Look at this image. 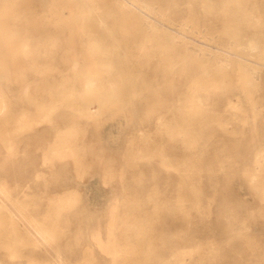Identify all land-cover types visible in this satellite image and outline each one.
<instances>
[{
    "label": "rangeland",
    "instance_id": "obj_1",
    "mask_svg": "<svg viewBox=\"0 0 264 264\" xmlns=\"http://www.w3.org/2000/svg\"><path fill=\"white\" fill-rule=\"evenodd\" d=\"M93 1L0 0V264H111V224H148L156 207L155 248L193 250L160 258L263 264L264 194L251 178L264 161V43L222 20L241 0H107L117 32L90 33ZM242 4L264 20V0ZM201 120L230 132L213 138ZM181 172L200 196L171 232Z\"/></svg>",
    "mask_w": 264,
    "mask_h": 264
},
{
    "label": "bare ground",
    "instance_id": "obj_2",
    "mask_svg": "<svg viewBox=\"0 0 264 264\" xmlns=\"http://www.w3.org/2000/svg\"><path fill=\"white\" fill-rule=\"evenodd\" d=\"M249 1L250 0H241L240 3H238V4H236V3L229 4L227 6V8L225 9V11L223 12L222 20H223V22H225L227 31L228 30L230 31V29L233 28V30L237 32V36H240L239 34H241V32H243L246 29H251L252 31L258 32V36H257L258 41L257 42H259V44H261V43H264V32H262L260 30L262 27H264V20H261L260 18H255V20L254 19L251 20L249 18V15H248L249 12H248L247 8H245V6H244L245 4L244 5L242 4V3H246V2L248 3ZM109 7H110L109 2L107 0H94L92 3L86 5L87 9L85 10V14H86L87 18H86V21L84 23V26H86L87 31H89L90 33H103V32H107L108 30H113V31L117 32L116 25L112 24V22H110L111 18L115 17L116 14L113 13ZM58 12H60V11H58ZM190 14H191L190 20L192 22L195 21V13L193 12L192 8H190ZM94 42H95L94 44L97 47H104L107 45L111 46V43H109V41L107 39H100V40H96ZM49 52L50 51H48V53ZM125 72L127 73V71H125ZM129 72H130V70H129ZM118 74L120 75V77ZM125 76H126V74H125ZM121 77H123V73L114 70V72L110 78L111 81H110V79L107 80L108 81V83H107L108 87L113 89L114 88L113 84L120 82ZM123 87L127 88V83H124ZM114 90H115V88H114ZM101 94L102 93H100V95ZM177 100L179 101L178 98H177ZM34 107H35V105H34ZM158 118H159V116H158ZM180 124L181 123H179V125ZM198 124L199 125H206L207 127H209L211 130L210 131L211 136L213 138H216L218 135L223 136L225 134H228V132H230V130L228 128H225L224 125L216 124V123L214 124L213 121L206 122L204 120H201L198 122ZM195 127H197V126H195ZM202 133L203 132L201 130H197V128H196L191 132L190 135L187 134V136H185V140L189 141V145L188 144L185 145V150L190 149V147H192V144H193V146H196L197 140ZM215 149H218V148H215ZM175 158H176L177 162L181 165L189 163V160L187 157H184V156L177 157L176 156ZM227 158H229L228 155H227ZM193 159H194L193 165L195 168L194 172H195V174L200 173L201 169H203V167L201 165V161L203 159V156L201 154L200 155L197 154V155H195V157ZM257 164H258V168H259V170L255 174V175H257V177H253V178H251V180L257 184L258 187L256 189H258L259 191H262L264 194V161L263 162L258 161ZM186 176H189V174L187 172H186V174L181 172L179 174V176L176 178V180L179 182L180 188L182 186V189H180V191L177 195L178 196L177 201L175 203L176 209H177L176 210V217L172 218V221L169 222L170 227H171V232H172V227H174L177 220H179L182 223H184V222L190 223V221H191V212H190L191 204L194 203V201H196L197 198L200 196V193H198V187H195L194 190H193V188L192 189L189 188V186H188L189 183H187V177ZM169 199H171L170 196L168 199L164 198V201H168ZM260 200H262V199H260ZM164 210H165L164 207L162 209H159L158 207H156L150 213V215H151L150 223H148V224L141 225L137 222L127 221L126 224L124 225L123 229H122L123 232L119 233V234L116 232L114 233L116 226L113 225L114 219H112L113 223L110 226V230H111V234L113 235L114 240L111 242V247H113L112 250L108 251V252L112 253V257H113V261L111 264H173L172 261H168V260H165L164 258H160V257H189V256H191V254L193 253V250L190 251L188 249H182V248H178L177 250L172 249V251L170 252L171 256H167L165 251H162V250L155 248L156 247V240L159 237V234L157 232H159L158 231L159 229H160V232L162 231V229L159 227V223L163 220V214L162 213ZM114 215H115V212L113 213V216ZM231 215H233L234 218L237 217L236 214H231ZM176 218H178V219L176 220ZM162 234H163L162 237H165L166 234L164 232H162ZM236 236L240 240V245H243V244L255 245V243L258 239L256 235L251 234V233H247L246 231H243V230H239L238 233H236ZM15 244L20 245V244H22V242L18 241ZM118 246L121 247L122 249H118ZM195 252L196 251H194V253ZM197 252H200V251H197ZM145 255H152V257H155V258L153 260H151L150 262L142 261L141 257H143ZM179 264H183L182 260L179 261Z\"/></svg>",
    "mask_w": 264,
    "mask_h": 264
}]
</instances>
